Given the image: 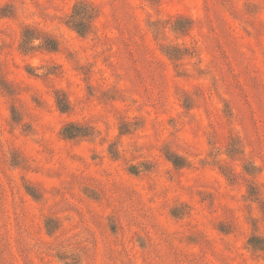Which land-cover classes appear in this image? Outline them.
<instances>
[{"label":"rangeland","instance_id":"374dc122","mask_svg":"<svg viewBox=\"0 0 264 264\" xmlns=\"http://www.w3.org/2000/svg\"><path fill=\"white\" fill-rule=\"evenodd\" d=\"M0 264H264V0H0Z\"/></svg>","mask_w":264,"mask_h":264},{"label":"trees","instance_id":"16d2710c","mask_svg":"<svg viewBox=\"0 0 264 264\" xmlns=\"http://www.w3.org/2000/svg\"><path fill=\"white\" fill-rule=\"evenodd\" d=\"M78 7L79 6H77V5L74 7V11H73L74 15L73 16L77 15ZM74 27L78 33H80V34L85 33L84 30L82 28H80L79 26L75 25ZM61 109H62V111H66V106L65 107L61 106Z\"/></svg>","mask_w":264,"mask_h":264}]
</instances>
